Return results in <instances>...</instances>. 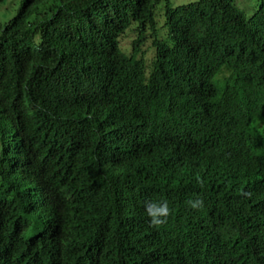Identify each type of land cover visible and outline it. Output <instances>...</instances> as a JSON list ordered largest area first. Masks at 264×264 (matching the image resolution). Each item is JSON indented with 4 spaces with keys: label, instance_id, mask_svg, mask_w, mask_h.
<instances>
[{
    "label": "trees",
    "instance_id": "trees-1",
    "mask_svg": "<svg viewBox=\"0 0 264 264\" xmlns=\"http://www.w3.org/2000/svg\"><path fill=\"white\" fill-rule=\"evenodd\" d=\"M20 2L0 24V264H264V0Z\"/></svg>",
    "mask_w": 264,
    "mask_h": 264
},
{
    "label": "rangeland",
    "instance_id": "rangeland-1",
    "mask_svg": "<svg viewBox=\"0 0 264 264\" xmlns=\"http://www.w3.org/2000/svg\"><path fill=\"white\" fill-rule=\"evenodd\" d=\"M171 1H172V3L174 5H178V4H182V3L192 2V1H195V0H171ZM236 4L240 8L246 10L247 12H252L255 8H258L259 0H237ZM20 5H21L20 0H7L4 3H1L0 4V24L4 23L5 21H7L10 18H12L16 14V12L19 9ZM160 8H159V11H160ZM159 11H158V13H159ZM133 39H134V36H133L132 33H128L127 35H125L121 39L122 47L125 50L130 49ZM146 47H148V46L146 45L145 48Z\"/></svg>",
    "mask_w": 264,
    "mask_h": 264
},
{
    "label": "clouds",
    "instance_id": "clouds-1",
    "mask_svg": "<svg viewBox=\"0 0 264 264\" xmlns=\"http://www.w3.org/2000/svg\"><path fill=\"white\" fill-rule=\"evenodd\" d=\"M187 203L192 209H199L203 206V200L199 198L189 200ZM144 211L150 225L158 227L167 223L172 210L167 201L148 200L145 202Z\"/></svg>",
    "mask_w": 264,
    "mask_h": 264
}]
</instances>
